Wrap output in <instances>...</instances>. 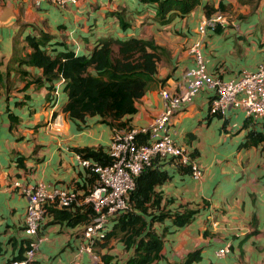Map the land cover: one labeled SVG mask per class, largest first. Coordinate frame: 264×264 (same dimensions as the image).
<instances>
[{"label": "crops", "instance_id": "crops-1", "mask_svg": "<svg viewBox=\"0 0 264 264\" xmlns=\"http://www.w3.org/2000/svg\"><path fill=\"white\" fill-rule=\"evenodd\" d=\"M221 1L232 9L230 17L201 36L202 52L207 70L228 79L264 63V0ZM218 2L199 0L187 13L160 23L154 1L76 0L59 7L48 0H0V261L21 256L27 243V196L13 181L41 182L48 191L73 186L80 198L89 185L87 170L72 148L106 147L113 128L97 114L86 115L83 122L67 116L62 80L52 81L50 88L39 67L20 61L30 51L25 36L46 33L44 46L51 53L68 48L88 54L97 40L108 37L148 38L162 46L154 79L136 100V110L122 117L138 126L160 113V88L185 89L183 73L192 65L188 46L198 37L203 5ZM207 96L201 90L169 123L174 141L202 168L201 176L194 179L164 161L169 177L154 186L163 210L196 211L182 226H171L169 216L154 223L157 232L166 229L158 256L148 264L180 262L195 248L200 256L192 264H264V151L238 147L245 133L240 109L228 107L212 116ZM52 207L47 202L35 264H123L132 253L118 238L97 242L90 251L80 249L84 222L54 221ZM224 242H229L228 251L217 255Z\"/></svg>", "mask_w": 264, "mask_h": 264}, {"label": "trees", "instance_id": "trees-1", "mask_svg": "<svg viewBox=\"0 0 264 264\" xmlns=\"http://www.w3.org/2000/svg\"><path fill=\"white\" fill-rule=\"evenodd\" d=\"M145 1L155 2V18L160 23L169 21L174 14L187 13L199 2V0ZM236 2L254 4L256 0H236ZM226 7L221 0L217 6L205 3L203 12L204 15H208L215 9L224 10ZM48 37L43 32L37 37L26 35L25 42L30 47V51L26 52L20 61L39 67L43 78L49 81L50 88L52 81L62 80V89L66 95L62 110L67 116L83 122L86 115L97 114L101 121L110 127L128 128L127 118L122 119V117L136 110L135 102L154 79L164 48L152 39L129 36L122 39L109 37L99 39L88 54H77L68 48L51 53L44 46ZM113 45L116 47L114 48ZM207 111L212 116L222 115L220 112L211 111L208 103ZM241 128L245 129V133L238 147L258 146L264 151V120L244 117ZM136 138L137 141H145V136L142 134ZM72 149L80 157L100 164L112 160L106 152V147L76 146ZM164 161H170L181 172H190L189 164L173 162L171 158L162 160L157 157L152 158L150 163L143 166L134 176V185L128 195L129 208L110 218L109 228L101 238L94 241L92 246L97 242L103 245L110 238H118L125 247H132V253L123 264H148L158 256L162 234L166 229L163 227L157 232L154 223H161L167 216L171 218V226H182L189 222L195 209L168 211L160 208V194L154 190V186L169 177L167 169L161 165ZM17 162L20 164V157H17ZM93 180L94 174L89 170L85 171L86 183L90 185ZM50 214L54 221H65L73 225L77 222L86 223L92 217L93 210L90 206H76L73 209L52 207ZM199 256V250L195 248L180 262L171 264H192Z\"/></svg>", "mask_w": 264, "mask_h": 264}, {"label": "built area", "instance_id": "built-area-1", "mask_svg": "<svg viewBox=\"0 0 264 264\" xmlns=\"http://www.w3.org/2000/svg\"><path fill=\"white\" fill-rule=\"evenodd\" d=\"M48 1L59 7L76 2V0ZM223 21L224 14L221 10L215 9L204 15L197 24L198 37L188 46L192 65L183 73L185 89L182 92H169L160 88L162 109L147 124L112 128L106 145V152L112 157L111 162L100 164L78 155V162L94 174L93 182L80 198L73 186L54 187L48 191L41 182L24 185L13 181V185L19 186L27 196L23 217L27 243L20 257L2 260L0 264H35L34 254L41 239L39 227L46 213L47 202L56 208H69L74 204L91 207L93 215L83 223L80 231L84 239L80 249L90 251L94 241L101 238L109 228L110 218L129 208L128 195L134 185V176L143 166L148 165L152 158L157 157L160 160L171 158L173 162L189 164L191 177L199 178L202 168L184 146L174 141L169 123L173 114L201 90H205L209 95L207 98L211 111L222 113L228 107H235L242 110L245 117L264 120V63L228 79L219 78L206 68L201 36L207 29H212ZM51 123L54 124L53 120ZM141 134L145 136V141H137L136 137ZM229 246V242H224L216 249V254L225 253Z\"/></svg>", "mask_w": 264, "mask_h": 264}, {"label": "rangeland", "instance_id": "rangeland-1", "mask_svg": "<svg viewBox=\"0 0 264 264\" xmlns=\"http://www.w3.org/2000/svg\"><path fill=\"white\" fill-rule=\"evenodd\" d=\"M228 8H229V5L226 7V8H224V10H221V12L224 14V21L223 22H228V18L230 17V15H229V13H231V8L228 10ZM245 113L242 111V110H239L238 111V121L240 122V121H242V118H244L245 116ZM239 124V123H238ZM237 124V125H238ZM236 125V126H237Z\"/></svg>", "mask_w": 264, "mask_h": 264}, {"label": "water", "instance_id": "water-1", "mask_svg": "<svg viewBox=\"0 0 264 264\" xmlns=\"http://www.w3.org/2000/svg\"><path fill=\"white\" fill-rule=\"evenodd\" d=\"M11 20V19H10Z\"/></svg>", "mask_w": 264, "mask_h": 264}]
</instances>
